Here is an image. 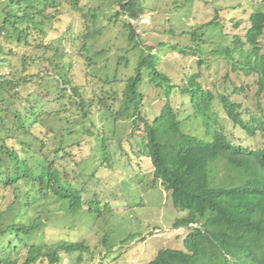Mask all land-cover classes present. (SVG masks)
<instances>
[{"label":"rangeland","instance_id":"rangeland-1","mask_svg":"<svg viewBox=\"0 0 264 264\" xmlns=\"http://www.w3.org/2000/svg\"><path fill=\"white\" fill-rule=\"evenodd\" d=\"M140 2L144 11L139 19L132 20L123 12L119 17L114 15L121 9V0H61V7H52V12L48 8L46 10L48 18H52L44 19L47 47L39 50L45 44H41L42 38L38 33L30 37L29 44L6 42L11 52L6 59H0V79L1 75L13 71L17 73V79H22L19 75H25L28 79L29 75H33L34 82L22 84L21 91L24 92L39 87L36 82L38 78H43L42 89H47L52 95L45 97L46 92L40 88L28 98L37 108L33 122L46 107L47 128L55 130L58 136L55 142L49 143L47 151L63 142V160L58 167H64L68 174L64 183L79 190L83 199L81 208L74 213L68 212L70 209L63 213L58 205L43 199L28 208L16 200L17 184L11 186L4 183L8 164L0 165V212H4L0 228L13 222L44 223L31 239L26 241L25 238V245L21 241L17 249L11 247L2 252L3 256L11 257L15 264H24L28 245H50L62 240L84 239L91 250L72 255L63 251L61 260L56 264H148L163 248L185 249L184 240L191 227L175 228L174 225L175 220L187 212L174 207L171 191L166 190L160 181L153 182L152 161L149 153L142 150L145 124L139 123L133 132L134 118H128L127 113L121 116L117 114L120 103L112 111L111 101L105 95L117 75L124 79L127 74H135L133 69L127 71L125 65L124 68L116 67L120 55L138 60L142 47L148 46V52L156 55L153 58L157 59L159 69L176 85L173 90L156 87L151 82L148 69L143 68L141 113L148 116L150 121H154L170 101L186 131L194 132L197 127L200 128L190 95L180 88L187 86L189 75L199 71L198 81L205 91L213 93L218 113L220 95L228 94L233 101L242 103L241 112L245 119L255 114L263 116L264 122V92L259 90L261 76L256 71L247 74L241 65L234 69L228 58L219 54L237 37L246 41V33L251 25L250 16L264 10V0ZM90 12L98 27L91 34L99 36L98 44L91 41L92 47L88 43L84 46L83 41L76 37L85 29V15L92 17ZM211 21L217 26H212L213 23L209 26ZM222 27L226 32L225 37L219 34ZM132 30L134 35L130 38ZM125 34L129 35V40ZM199 34H203V37L199 38ZM259 39L264 53V33ZM139 42L142 44L140 49L135 47ZM124 46L128 54L126 50L121 54L119 49ZM83 47L84 56H81L79 52ZM97 49H102V52L95 55L93 51ZM25 55L35 57V64L29 61L31 57ZM202 59L206 63L200 64ZM52 60L63 63V74L57 70L48 72L45 68L40 77H35L40 64ZM70 70L79 74L76 83L84 82L78 92V95H84L81 104L70 101L73 95L71 87H74L73 82L69 83ZM56 76L61 87L55 80ZM0 91L4 90L0 87ZM57 93L63 94V100L51 101ZM93 94L102 96L104 100L97 98L91 101ZM9 104L12 105V101L0 102V136L2 126L6 130L15 127L14 117L5 109ZM84 110L89 114L93 111L94 117L84 116ZM221 116L223 128L233 142L249 149L264 147V129L257 122L256 133L250 135L232 122L226 112H221ZM132 132L134 135H130ZM196 133L199 136L204 134L201 129ZM6 135H9L8 131ZM17 136L25 137L22 133ZM33 143L36 150L41 145L38 141ZM11 145L17 146L16 138L11 140ZM212 168L220 175V183L232 182L238 175V169L229 166L223 159L214 162ZM64 204L68 206V200ZM104 238L107 242L103 241ZM41 264L49 263L45 260Z\"/></svg>","mask_w":264,"mask_h":264},{"label":"trees","instance_id":"trees-1","mask_svg":"<svg viewBox=\"0 0 264 264\" xmlns=\"http://www.w3.org/2000/svg\"><path fill=\"white\" fill-rule=\"evenodd\" d=\"M121 2V9L114 14L116 17L123 12L132 20L139 19L144 11L140 0H121ZM61 5V0H0V59H6L7 54L11 52L6 42L29 44L28 41L34 33H38L42 38L41 44H45L39 47V50L47 47L44 41L46 40L44 19L52 18H48L46 10L48 8L52 12V7L59 8ZM85 16L87 17L85 29L76 37L83 41L84 46L88 43L92 47L91 41L98 44L99 36L91 34V31L98 27L94 23L93 14L92 17L88 14ZM249 20L251 25L246 33V41L237 37L230 46L227 45L219 51V54H224L233 64L234 69L241 65L247 74L250 71L258 72L261 76L259 90L264 92V53L259 39L264 33V10L251 14ZM213 22L208 23L209 26ZM212 26L217 25L213 23ZM222 29L223 27L219 30V34L225 37L226 32ZM133 35L132 30L130 38H133ZM202 35L197 36L202 38ZM126 37L129 40V35ZM140 43L135 47H142ZM119 50L121 54L124 50L127 54L129 52L126 46ZM82 51L84 47L79 52L84 56ZM93 52L98 55L102 49ZM154 56L156 55L148 52V46L142 47L138 60L120 55L116 60V67L124 68L125 65L127 71L133 69L132 72L135 74H127L124 79L118 78L117 75L113 79L110 91L108 94L105 93L111 101L112 111L116 108V104L120 103L117 114L121 116L127 113L128 118H134L133 132L139 123L145 124L142 150L144 153H149L152 161L153 182L160 181L166 190L171 191L174 207L187 212L185 216L175 220V228L191 227L184 240V250L163 248L148 264H264V147L249 149L233 142L223 128L221 112H226L232 122L245 129L250 135H254L257 131L256 122L264 129L263 116L258 117L254 114L250 119H245L241 112L242 103L233 101L228 94L220 95L218 113L213 93L203 89L198 81L200 72L194 71L188 76L187 86L180 88L183 93L190 95L195 108L194 116L200 121V128L197 127V130L201 129L204 134L199 136L197 130L186 131L170 101L163 106L154 121H150L148 116L141 113L143 92L140 85L144 81L143 68L148 69L151 82L156 87L166 90H173L176 87L168 75L159 69ZM29 61L34 65L35 57H31ZM202 63L206 61L202 59L200 64ZM45 68L48 72L57 70L63 74V63L52 60L47 64L41 63L35 77H40ZM9 73L1 75L0 79V87L4 90L0 91V102L13 103L9 104L8 108L4 106L2 108L7 109L15 119L14 128L9 127L6 130L2 126L1 129L0 165L7 163L9 166L4 183L11 186L17 184L16 200L21 201L20 203L28 208L43 199L52 205H58L63 213L67 209H70L67 210L68 212L74 213L81 208L83 199L79 190L64 183L68 179V174L64 167L62 169L58 167L63 160V142L47 151L49 143L55 142L56 137L58 138L57 132L47 128L46 107L42 108L38 119L33 122L37 108L33 101H28L36 90L40 88L43 90V78H38L36 82L39 87L22 92V84L34 82V76L29 75L28 79L25 75L18 74L22 79H17L16 72ZM78 75L70 70L69 83L74 84V87H71L73 97L70 95V101L81 104L84 95L83 93L78 95V92L84 79L81 80L83 83H76L75 80H79ZM55 80L61 87L57 76ZM43 92H46L45 97L52 95L47 89ZM97 98L104 100L102 96L93 94L91 101ZM58 99L63 100V94L57 93L51 101ZM93 113V111L90 114L89 111H83L84 116L87 117L95 115ZM36 125L33 130V126ZM7 131L9 135H6ZM133 132L130 135H134ZM18 133L24 134L25 137L17 136ZM15 138L16 147L11 145V140ZM34 141L41 144L37 150ZM222 159L229 166L238 169V175L232 182L220 183V175L218 176L212 168L214 162ZM67 200L68 206H65ZM2 213L4 212H0V219ZM43 225L41 221H33L29 224L13 222L0 228V264H15L11 257L3 256L2 252L11 247L17 249L21 241L25 245ZM103 241L107 242L106 238ZM90 250L84 239L62 240L50 245L32 243L28 245L24 264H41L45 260H48L49 264H56L61 260L63 251L72 255Z\"/></svg>","mask_w":264,"mask_h":264}]
</instances>
